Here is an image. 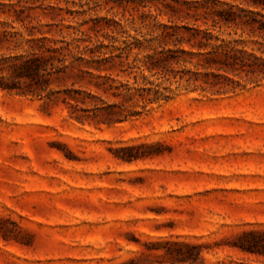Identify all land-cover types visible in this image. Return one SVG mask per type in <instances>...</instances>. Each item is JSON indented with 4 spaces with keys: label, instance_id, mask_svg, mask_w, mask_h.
<instances>
[{
    "label": "rangeland",
    "instance_id": "rangeland-1",
    "mask_svg": "<svg viewBox=\"0 0 264 264\" xmlns=\"http://www.w3.org/2000/svg\"><path fill=\"white\" fill-rule=\"evenodd\" d=\"M134 1L152 16L172 3ZM126 4L0 0V29L64 51L79 39L78 55L96 40L140 36L106 22L130 19ZM33 45L0 55L40 54ZM70 56L41 96L0 90V264H264V81L182 90L138 116L140 107L115 108L113 120L127 117L109 124L114 100L103 95L100 118L79 122L68 96L95 91L94 79ZM78 106L94 109L90 99Z\"/></svg>",
    "mask_w": 264,
    "mask_h": 264
},
{
    "label": "trees",
    "instance_id": "trees-1",
    "mask_svg": "<svg viewBox=\"0 0 264 264\" xmlns=\"http://www.w3.org/2000/svg\"><path fill=\"white\" fill-rule=\"evenodd\" d=\"M134 2L126 0L123 6L130 19L122 22L112 18L106 22L120 27L123 33L130 24L140 36L127 35L121 40L112 36L106 45L96 40L92 46H84L78 55L73 54V49L80 48L79 39L66 43L64 51L63 48L45 47L46 39L20 40L21 34L4 26L0 29V46L33 48L35 44L40 54L28 57L1 54L0 90L41 96L52 76L66 74V57L71 54L72 62L80 63L78 68L81 63L87 67L85 73L94 79L95 88L84 96H68L76 103L71 116L79 122L100 118L103 108L97 101H102L105 95L114 100L104 109L108 120L103 121L109 124L113 123L111 117L121 115L126 107H140L141 111L131 114L138 116L149 105L166 101L182 90L227 94L264 81V0H171L172 3H166L162 9L155 6L154 16L150 8L147 13L140 11V6L146 7L142 1L138 6L129 7ZM251 8L260 10L255 12ZM162 15L166 17L165 22L158 19ZM136 20L140 29L147 30L145 33L133 27ZM80 35L85 36L82 32ZM83 53L88 56L84 58ZM21 82L26 84L27 91L21 87ZM86 99L94 106L91 115L78 106ZM66 101L67 98H62V102ZM115 108L121 111L116 112ZM126 117L124 115L123 119ZM121 159L130 161L134 156Z\"/></svg>",
    "mask_w": 264,
    "mask_h": 264
}]
</instances>
